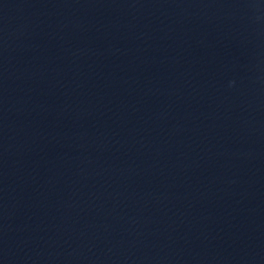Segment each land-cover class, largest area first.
I'll list each match as a JSON object with an SVG mask.
<instances>
[{
    "label": "water",
    "instance_id": "95a60500",
    "mask_svg": "<svg viewBox=\"0 0 264 264\" xmlns=\"http://www.w3.org/2000/svg\"><path fill=\"white\" fill-rule=\"evenodd\" d=\"M0 264H264V0H0Z\"/></svg>",
    "mask_w": 264,
    "mask_h": 264
}]
</instances>
